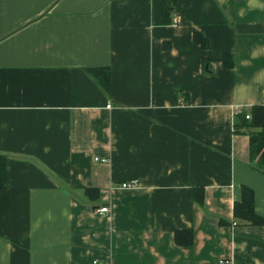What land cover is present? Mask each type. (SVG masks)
<instances>
[{
    "label": "crops",
    "instance_id": "obj_1",
    "mask_svg": "<svg viewBox=\"0 0 264 264\" xmlns=\"http://www.w3.org/2000/svg\"><path fill=\"white\" fill-rule=\"evenodd\" d=\"M257 103L264 0H0V264H264L232 214L246 186L264 218L232 130Z\"/></svg>",
    "mask_w": 264,
    "mask_h": 264
},
{
    "label": "trees",
    "instance_id": "obj_2",
    "mask_svg": "<svg viewBox=\"0 0 264 264\" xmlns=\"http://www.w3.org/2000/svg\"><path fill=\"white\" fill-rule=\"evenodd\" d=\"M194 40L200 42L201 46L206 43L198 37V34H194ZM219 60L226 68L233 66V56L230 53H224L220 56ZM204 63L207 61L204 60ZM86 72L93 80L100 86L104 92H108L110 88L109 69L106 67H94L87 68ZM246 114L249 115L246 118ZM232 130L235 134H246L248 136V166L264 174V104L257 103L251 105L248 109H242L237 111L233 117ZM6 185V158L0 154V188ZM92 192V189L86 190V192ZM94 191V190H93ZM96 191H94L95 194ZM202 191L200 188L194 189L193 201L202 203ZM233 217L240 223H246L249 225H264V218L258 215L254 210V195L253 191L246 187L241 186V197L239 200L233 203L232 209ZM189 234V238L182 242L184 245H189L192 241V235ZM176 242L181 243L180 240L175 237Z\"/></svg>",
    "mask_w": 264,
    "mask_h": 264
},
{
    "label": "built area",
    "instance_id": "obj_3",
    "mask_svg": "<svg viewBox=\"0 0 264 264\" xmlns=\"http://www.w3.org/2000/svg\"><path fill=\"white\" fill-rule=\"evenodd\" d=\"M172 21H173V24H176V23H178V18L175 16V17L172 18ZM179 103L183 104V100L181 99L179 101ZM109 106H110L109 104L106 105L107 108H109ZM245 117L248 118L249 115L246 114ZM95 160H98V161H101V162H107L108 161V159L106 157H101V158H97L96 157ZM136 186H137V180H135V179H131L129 181L122 182L120 184V187H122V188H135ZM94 211L99 213V214H103V213H108L109 212V208H108V206L103 205V206L96 207L94 209ZM218 264H229V263L226 260H219Z\"/></svg>",
    "mask_w": 264,
    "mask_h": 264
}]
</instances>
